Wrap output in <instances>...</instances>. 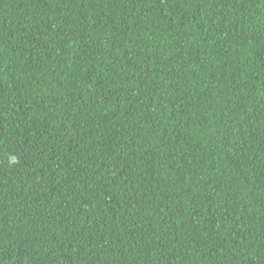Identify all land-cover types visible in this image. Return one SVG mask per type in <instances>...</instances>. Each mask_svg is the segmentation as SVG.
<instances>
[{"label": "trees", "instance_id": "16d2710c", "mask_svg": "<svg viewBox=\"0 0 264 264\" xmlns=\"http://www.w3.org/2000/svg\"><path fill=\"white\" fill-rule=\"evenodd\" d=\"M0 264H264V0H0Z\"/></svg>", "mask_w": 264, "mask_h": 264}]
</instances>
